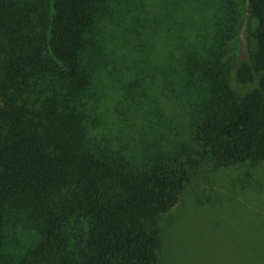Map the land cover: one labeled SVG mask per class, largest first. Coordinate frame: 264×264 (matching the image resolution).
Segmentation results:
<instances>
[{
	"label": "trees",
	"instance_id": "16d2710c",
	"mask_svg": "<svg viewBox=\"0 0 264 264\" xmlns=\"http://www.w3.org/2000/svg\"><path fill=\"white\" fill-rule=\"evenodd\" d=\"M262 163L264 0H0V264H160L200 172Z\"/></svg>",
	"mask_w": 264,
	"mask_h": 264
},
{
	"label": "rangeland",
	"instance_id": "374dc122",
	"mask_svg": "<svg viewBox=\"0 0 264 264\" xmlns=\"http://www.w3.org/2000/svg\"><path fill=\"white\" fill-rule=\"evenodd\" d=\"M155 96L157 102L144 103L142 110L158 107L183 135L178 106ZM145 137L152 144V137ZM182 138L200 150L188 135ZM198 175L180 205L162 218L160 264H264V163L254 169L248 164L206 169Z\"/></svg>",
	"mask_w": 264,
	"mask_h": 264
}]
</instances>
